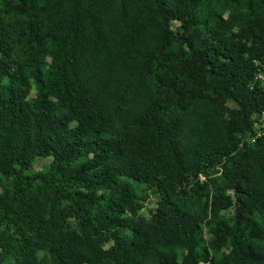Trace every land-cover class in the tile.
Here are the masks:
<instances>
[{"label": "trees", "instance_id": "1", "mask_svg": "<svg viewBox=\"0 0 264 264\" xmlns=\"http://www.w3.org/2000/svg\"><path fill=\"white\" fill-rule=\"evenodd\" d=\"M260 1L226 35L200 0H120L112 40L91 0H0L25 16L17 38L0 28V264H264V136L236 138L264 112ZM211 163L234 195L213 197L207 241L193 198ZM143 185L162 196L149 216Z\"/></svg>", "mask_w": 264, "mask_h": 264}, {"label": "rangeland", "instance_id": "2", "mask_svg": "<svg viewBox=\"0 0 264 264\" xmlns=\"http://www.w3.org/2000/svg\"><path fill=\"white\" fill-rule=\"evenodd\" d=\"M41 7L48 6L49 2L55 0H34ZM67 3L71 0H65ZM92 4L95 5L97 12L100 17V23L106 32L111 36V39L116 38V33L118 29H121L126 23L121 26L120 23V10L121 2L120 0H91ZM201 8L207 11L212 16H215V21L225 24L224 33L226 35H232L241 32L243 28L247 26V18L251 12H261L262 2L260 0H200ZM40 7V8H41ZM39 8V9H40ZM135 6L130 5L128 8V13L131 15L134 14ZM40 15L34 16L33 22L39 19L47 18L48 16L42 13L41 9L39 10ZM25 20V16L18 11H4L0 6V28L4 27L8 30L9 35L14 39L17 36L22 35L24 32L21 25ZM173 28L178 27V22H172ZM13 48V57L18 61L24 55L22 47L15 43V40L11 42ZM48 48L44 54V59L46 62V69L55 67L59 63V56L56 53L57 43L55 39H48ZM261 59H256L255 63L260 64ZM258 79L264 82V68L261 69L258 73ZM36 90L34 89L30 95V98L35 97ZM224 117L227 118L225 113ZM253 130L255 135L253 136L250 133H240L237 135V139L240 141V146L244 141H247L250 144H253L256 141V138L264 136V112L255 113L253 115ZM50 158L38 157L33 161L31 168L24 170V174L32 175L37 171L43 170L50 162ZM258 177L264 180V172H258ZM8 179L4 175L0 168V194L7 193L6 189L8 188L7 182ZM199 181L201 182L203 188L199 190L200 198H193L194 200V209L196 213L203 219V228L204 236L208 241L212 237L211 227L207 224V221L211 217L210 214V204L214 196H218L221 193L226 195H234V191L230 186L229 176L226 175L224 169L217 164H209L205 173L199 175ZM187 186H193V181L188 183ZM196 187V186H193ZM138 195L143 202L144 207L139 211L141 216H149L150 211L157 206V203L161 200L162 196L159 192L155 191L151 187L145 185L138 186L137 188ZM189 193L195 194L192 190V187L189 188ZM192 198V197H191ZM239 209L235 205L226 210L222 211L223 216L230 222L234 223L237 217L239 216ZM260 218V217H259ZM261 220V218H260ZM218 255H221V252H218Z\"/></svg>", "mask_w": 264, "mask_h": 264}]
</instances>
